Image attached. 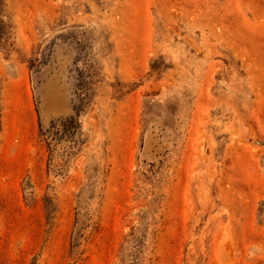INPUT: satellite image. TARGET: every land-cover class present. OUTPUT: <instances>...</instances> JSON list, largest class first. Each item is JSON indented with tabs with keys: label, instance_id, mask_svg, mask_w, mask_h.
I'll return each instance as SVG.
<instances>
[{
	"label": "rangeland",
	"instance_id": "1",
	"mask_svg": "<svg viewBox=\"0 0 264 264\" xmlns=\"http://www.w3.org/2000/svg\"><path fill=\"white\" fill-rule=\"evenodd\" d=\"M0 264H264V0H0Z\"/></svg>",
	"mask_w": 264,
	"mask_h": 264
}]
</instances>
